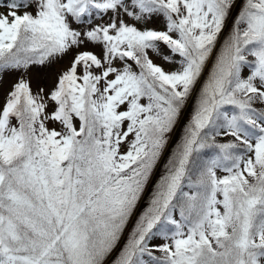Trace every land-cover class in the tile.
I'll use <instances>...</instances> for the list:
<instances>
[{
  "label": "snow or ice",
  "instance_id": "6c2138e0",
  "mask_svg": "<svg viewBox=\"0 0 264 264\" xmlns=\"http://www.w3.org/2000/svg\"><path fill=\"white\" fill-rule=\"evenodd\" d=\"M0 264H264V0H0Z\"/></svg>",
  "mask_w": 264,
  "mask_h": 264
}]
</instances>
